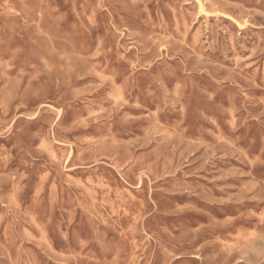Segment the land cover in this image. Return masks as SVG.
I'll return each mask as SVG.
<instances>
[{
  "label": "rangeland",
  "instance_id": "rangeland-1",
  "mask_svg": "<svg viewBox=\"0 0 264 264\" xmlns=\"http://www.w3.org/2000/svg\"><path fill=\"white\" fill-rule=\"evenodd\" d=\"M0 264H264V0H0Z\"/></svg>",
  "mask_w": 264,
  "mask_h": 264
},
{
  "label": "bare ground",
  "instance_id": "bare-ground-1",
  "mask_svg": "<svg viewBox=\"0 0 264 264\" xmlns=\"http://www.w3.org/2000/svg\"><path fill=\"white\" fill-rule=\"evenodd\" d=\"M197 2H198V1H197ZM198 3H199V2H198ZM198 7H199V6H198ZM195 8H196V7H195ZM202 12H203V11H202ZM204 13H206V12H204ZM218 13H219V12H218ZM220 14H221V13H220ZM118 88H119V87H118ZM119 96H120V95H119ZM114 100H115V99H114ZM114 100H113V101H114Z\"/></svg>",
  "mask_w": 264,
  "mask_h": 264
}]
</instances>
